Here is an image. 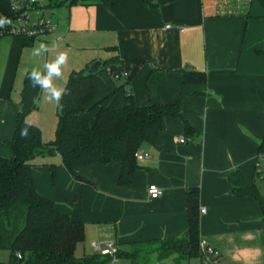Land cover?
<instances>
[{"label": "crops", "instance_id": "1", "mask_svg": "<svg viewBox=\"0 0 264 264\" xmlns=\"http://www.w3.org/2000/svg\"><path fill=\"white\" fill-rule=\"evenodd\" d=\"M156 2L155 10L141 0H120L115 7L74 5L55 20L54 32L39 39L0 37V156H13L8 141L19 112L40 130L44 143L54 138L57 106L31 87L33 67L67 52L68 64L56 81L64 86L72 70L94 61L143 59L129 83L98 71L94 97L79 118L92 124L101 107L122 109L128 88L138 106L173 103L183 91L181 116L195 132L186 135L180 118L165 117L154 142L139 147L149 158L137 162L125 186L117 183L120 167L114 161L78 168L83 179L78 181L57 152L37 155L36 191L83 223L87 241L128 251L185 237L186 189L197 187L200 239L219 253L220 264H264L260 207L253 197L235 196L228 181L239 171L253 183L263 157L258 158L264 134V10L258 0ZM41 41L58 47L34 57L32 49ZM187 70L204 72L206 82L183 84ZM149 184L162 195L150 199Z\"/></svg>", "mask_w": 264, "mask_h": 264}, {"label": "trees", "instance_id": "2", "mask_svg": "<svg viewBox=\"0 0 264 264\" xmlns=\"http://www.w3.org/2000/svg\"><path fill=\"white\" fill-rule=\"evenodd\" d=\"M120 0H47V8L74 5H100L115 7ZM145 6L155 10L156 0H141ZM264 10V0H258ZM12 0H0V16L15 20L11 8ZM33 41L32 39H28ZM144 63L140 58L113 57L102 63L99 71H105L112 78L125 77L127 83ZM87 64L80 70H72L64 87L68 95L57 107V123L54 138L44 143L40 130L25 120V113L19 112L11 139L12 158L0 156V250H8V262L0 264H105L109 257L88 255L75 256L77 244L85 237L84 226L63 213L52 200L41 196L35 188L32 174V159L37 155L57 152L66 171L78 181L76 174L82 166L95 163L116 162L119 164L117 183L128 185L134 170L138 167L135 153L143 143L152 144L162 129L165 117L180 118L184 133L192 135L195 129L181 116L180 100L169 104H135L131 90L126 89L125 105L120 110L101 107L90 124L81 120L95 94L92 74ZM206 82L204 72L187 70L183 72V84ZM27 130L22 136L21 131ZM264 156V134L258 146V158ZM51 174L54 166L50 165ZM228 181L232 193L237 197H253L261 210L264 227V192L255 183H249L239 171L230 173ZM80 191L74 201H79ZM199 190L186 189L188 230L182 238L154 241L149 249L163 260L197 258L199 254L200 225L198 210ZM144 246H134L128 251L118 249L116 257L133 259ZM21 257L18 258L17 255ZM100 259V260H99Z\"/></svg>", "mask_w": 264, "mask_h": 264}, {"label": "built area", "instance_id": "3", "mask_svg": "<svg viewBox=\"0 0 264 264\" xmlns=\"http://www.w3.org/2000/svg\"><path fill=\"white\" fill-rule=\"evenodd\" d=\"M46 5L47 0H12L11 8L15 12L16 17L10 26L0 29V37L6 35L22 36L35 40L54 32L56 21L44 14L45 10L48 9ZM180 29L182 31V28ZM177 141L183 143L186 138L179 137ZM135 158L137 162H141L148 159L149 155L136 152ZM255 176H258L264 183V177L258 165L255 168ZM146 192L150 199H155L162 195V190L155 184H149ZM200 213H204V209H200ZM93 247L98 255L109 257L110 261L117 259L118 248L115 244H94ZM17 257L20 258L21 256L18 254ZM196 260V264H220V255L215 249L200 241L199 254Z\"/></svg>", "mask_w": 264, "mask_h": 264}, {"label": "clouds", "instance_id": "4", "mask_svg": "<svg viewBox=\"0 0 264 264\" xmlns=\"http://www.w3.org/2000/svg\"><path fill=\"white\" fill-rule=\"evenodd\" d=\"M12 24L10 18L0 16V29L8 27ZM58 45L53 42L51 46L44 42H39L32 49V55L39 57L49 53L52 49L57 48ZM69 56L67 52H58L54 58L46 61L42 67H33L28 73V79L31 81V87L39 88L41 95L47 100L48 103H54L58 108L62 107V100L68 95V90L64 86L56 83L63 77V69L68 64ZM33 103H40V96L33 97ZM21 135H27V130L23 129Z\"/></svg>", "mask_w": 264, "mask_h": 264}, {"label": "rangeland", "instance_id": "5", "mask_svg": "<svg viewBox=\"0 0 264 264\" xmlns=\"http://www.w3.org/2000/svg\"><path fill=\"white\" fill-rule=\"evenodd\" d=\"M65 6L56 7L53 9H46L44 14L46 16L52 17V19L57 20L59 15L61 16L65 12ZM2 38H0L1 40ZM260 170L262 171V176L264 177V156L258 161ZM254 183L258 190L264 192V183L259 179L258 176H254ZM94 243L87 241L84 237L82 243L77 244L75 248V256L77 258H82L88 255H95L97 253L93 247ZM151 246H144L142 251L138 253L133 259L126 256L118 257L115 261H108L105 264H196L197 260L192 259H175V256L168 257L166 259L160 260L157 258L156 253L152 252L149 248ZM10 257V252L8 250H0V263L8 262ZM100 260V259H99ZM99 264V263H97Z\"/></svg>", "mask_w": 264, "mask_h": 264}, {"label": "water", "instance_id": "6", "mask_svg": "<svg viewBox=\"0 0 264 264\" xmlns=\"http://www.w3.org/2000/svg\"><path fill=\"white\" fill-rule=\"evenodd\" d=\"M102 66V62L101 61H94L90 66H89V71L92 74H96L100 67ZM171 264V263H170Z\"/></svg>", "mask_w": 264, "mask_h": 264}]
</instances>
